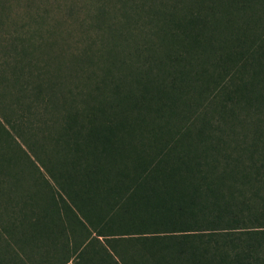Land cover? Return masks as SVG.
<instances>
[{
	"label": "trees",
	"instance_id": "trees-1",
	"mask_svg": "<svg viewBox=\"0 0 264 264\" xmlns=\"http://www.w3.org/2000/svg\"><path fill=\"white\" fill-rule=\"evenodd\" d=\"M44 2L0 0V264H258L264 0Z\"/></svg>",
	"mask_w": 264,
	"mask_h": 264
},
{
	"label": "rangeland",
	"instance_id": "rangeland-1",
	"mask_svg": "<svg viewBox=\"0 0 264 264\" xmlns=\"http://www.w3.org/2000/svg\"><path fill=\"white\" fill-rule=\"evenodd\" d=\"M44 1L45 0H37V6L35 8L36 13L41 11V5H45ZM44 22V27L47 28L52 25L51 23L53 21L52 19H47ZM249 143H253L254 146L252 147V149L255 154L252 155V160H249L248 156L242 158L243 161L240 163V165H238L237 175L239 178L244 177L248 193L250 195L258 196L259 200L256 202V207L258 212H262L264 209V133H262L260 135V138H258V140L256 141L249 140ZM261 230L264 231V227H262ZM259 258L260 261L258 264H264V249L260 253Z\"/></svg>",
	"mask_w": 264,
	"mask_h": 264
}]
</instances>
